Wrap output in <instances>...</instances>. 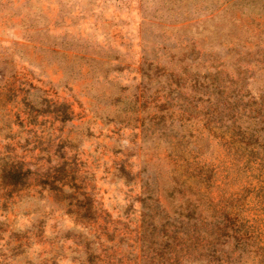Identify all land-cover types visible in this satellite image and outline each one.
<instances>
[{
	"label": "rangeland",
	"instance_id": "rangeland-1",
	"mask_svg": "<svg viewBox=\"0 0 264 264\" xmlns=\"http://www.w3.org/2000/svg\"><path fill=\"white\" fill-rule=\"evenodd\" d=\"M232 2L0 0V167L30 170L16 191L0 179V264H130L145 205L157 260L185 197L242 236L230 257L264 264V153L233 132L264 89V0ZM196 71L224 91H190ZM60 165L70 185L49 189Z\"/></svg>",
	"mask_w": 264,
	"mask_h": 264
},
{
	"label": "trees",
	"instance_id": "trees-1",
	"mask_svg": "<svg viewBox=\"0 0 264 264\" xmlns=\"http://www.w3.org/2000/svg\"><path fill=\"white\" fill-rule=\"evenodd\" d=\"M259 1L233 0L232 3L235 5L255 3L256 5ZM179 75H184V73H179ZM188 76L189 80L186 83H190V91L197 93L202 90L207 95L218 93L216 92L217 89L219 92L224 91V87H220L217 83V73L210 75L207 73L200 74V72L196 71L189 73ZM239 80L240 78L231 83V89L223 97L224 101L240 92L242 86L237 84ZM241 97L242 95L239 99ZM232 103L233 105H239L235 101H232ZM58 106L65 107L64 104H59ZM233 108L234 106L231 108L228 105L232 115L235 114L233 113ZM239 110V112L247 114V123L242 128L240 125L236 126L233 123L234 135L251 149L257 146L264 153V89L257 98L249 97L248 101ZM63 114H65V111ZM65 119H67V115L62 116V120ZM261 159L264 160V154ZM29 171L20 161L5 160L0 167V179L9 191H16L28 185ZM55 171L52 176L48 174L43 179V183L48 184L49 189L60 188L62 190L63 186L70 185L64 165L58 166ZM146 198L150 197H145L144 195L140 201ZM84 200L82 202L79 201L81 203H73L74 209L70 212L75 213V216L79 219H90L92 216L90 199L85 197ZM153 206H158V201ZM152 208L145 205L139 215V224L132 244L137 255L132 258L133 261L130 264H244L241 252L234 251L237 256L230 257L229 251L224 249L228 244L227 240L232 242V248L238 247L242 236L236 231L230 232V229L222 221L224 218L213 221L209 215L203 214L199 210L198 202L190 197H185L183 202L179 203V213L175 221H171L168 217L161 221L163 239L160 243L158 259L150 258L148 253H146L147 245H145L146 240L144 237L148 235V225L152 226L153 224L155 210ZM99 258L93 253H88L82 264H99ZM103 261L101 260L100 264ZM109 264L113 263L109 262Z\"/></svg>",
	"mask_w": 264,
	"mask_h": 264
}]
</instances>
